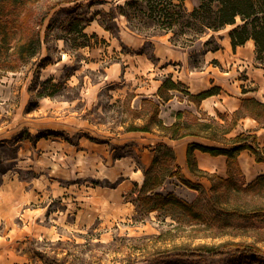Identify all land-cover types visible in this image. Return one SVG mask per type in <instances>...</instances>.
I'll return each instance as SVG.
<instances>
[{
  "label": "rangeland",
  "instance_id": "374dc122",
  "mask_svg": "<svg viewBox=\"0 0 264 264\" xmlns=\"http://www.w3.org/2000/svg\"><path fill=\"white\" fill-rule=\"evenodd\" d=\"M123 1L59 3L41 23L38 53L14 71H0V264H264V253H210L233 250L234 241L264 250V186L246 190L234 174L229 182L216 181L212 192L211 172L202 179L188 174L176 153L188 139L216 141L125 130L145 120L144 112L132 111L150 97L141 86L192 73L204 51L220 46L242 21L237 16L217 31L173 33L145 18L134 23L115 8ZM183 3L190 11L199 0ZM79 13L86 37L76 40L83 46L74 44L76 32L70 35L66 24ZM242 65L246 73L236 71L245 82L251 63L235 67ZM181 88L160 101L166 122L177 109L201 116ZM160 142L173 148L179 168L159 191L192 203L195 213L152 211L139 220L128 191L133 182L143 184Z\"/></svg>",
  "mask_w": 264,
  "mask_h": 264
},
{
  "label": "trees",
  "instance_id": "16d2710c",
  "mask_svg": "<svg viewBox=\"0 0 264 264\" xmlns=\"http://www.w3.org/2000/svg\"><path fill=\"white\" fill-rule=\"evenodd\" d=\"M40 1L42 0H0V71H14L38 53L41 47V23L50 10L59 3L87 1L92 4L115 0H54L47 4L45 10L35 8ZM115 8L123 10L122 13L134 23L145 18L157 24L162 30L173 33L191 31L197 34L208 29L218 30L235 23L236 17L239 16L242 23L229 31L232 48L251 38L254 41L256 56L260 57L264 54V0H199V4L190 11L186 9L183 0H124L122 4H115ZM80 15L81 13L76 14L75 18L66 22L70 35L76 32L70 37L77 46H83L85 43L79 40L77 42L76 39L79 36L86 37L82 31L84 24ZM46 80L50 81L51 78ZM181 86L184 93L188 94L197 104L217 89L212 87L195 95L189 94L180 81H175L171 75H167L162 79L155 95L143 97L140 108L132 110L139 114L144 112V122L131 123L125 130L151 132L173 140L193 136L216 141L218 144L212 146L194 141L188 143L186 148V165L195 177L208 174L197 166L194 154L196 149L211 155L223 154L227 157V178L215 173L208 174L212 180V192L216 190V181L229 182L234 174L239 175L237 155L241 150H249L256 161L264 160V141L259 144L254 132L244 131L227 136L239 119L245 115L264 123L263 102L255 98L242 99L241 106L233 111L230 119L226 115H220L219 120L207 115L204 111L197 110L201 115L198 116L189 109H177L173 120L166 122L159 116L160 101L169 100L172 96L169 91L178 90ZM50 94L45 93L44 95ZM155 96L160 100H156ZM178 168L173 148L164 142L156 144L152 162L144 171L143 184L138 188L136 182H133L134 186L128 191L129 201L135 207L134 217L136 219L141 220L152 211L168 213L172 210H182L189 215L195 213L192 203L178 198L171 192L164 194L159 191L165 177L178 174ZM185 183L191 184L188 181ZM263 186L264 174H261L248 182L245 189L259 192ZM230 245L234 246L233 250L210 251V253L213 255H224L228 252L254 255L264 253L261 247L252 243L234 241ZM52 263L63 264L55 260H52Z\"/></svg>",
  "mask_w": 264,
  "mask_h": 264
},
{
  "label": "crops",
  "instance_id": "0c3cea01",
  "mask_svg": "<svg viewBox=\"0 0 264 264\" xmlns=\"http://www.w3.org/2000/svg\"><path fill=\"white\" fill-rule=\"evenodd\" d=\"M230 29H228L226 36L223 37L222 42H219L220 46L204 51L199 68L190 69L192 73L189 74L182 70L180 74L175 75L185 85V89L190 94L195 95L212 87L217 88L213 94L199 101L200 109L210 115L221 113L229 116L241 106L242 99L245 98H255L264 103V61L261 60V56H256L254 41L251 38H248L243 44L232 48L229 37ZM163 56L164 58L166 57L165 55ZM167 57L168 59H174L172 55ZM181 58L182 56H180ZM238 62H242L246 66L251 63L249 68L247 67L248 79L245 82L238 78L241 76L235 67ZM140 66L145 68L148 63L142 60ZM139 68L141 69V67ZM159 83V79H155L153 84H151V88L147 90L141 86L139 91L154 96ZM242 131L254 132L259 144L263 143L264 123L259 124L254 117L245 115L240 118L232 133L235 135ZM170 140L175 141L178 139ZM190 142H194V140L188 139L185 145H179V150L176 153L180 165L185 163L188 174L190 172L186 165V148ZM194 154L199 169L227 178V157L225 155H211L198 149L194 151ZM237 163L240 170L239 175L246 183L264 174V160L256 161L254 155L247 149H243L238 153Z\"/></svg>",
  "mask_w": 264,
  "mask_h": 264
},
{
  "label": "built area",
  "instance_id": "2783aa9c",
  "mask_svg": "<svg viewBox=\"0 0 264 264\" xmlns=\"http://www.w3.org/2000/svg\"><path fill=\"white\" fill-rule=\"evenodd\" d=\"M245 68L246 67L242 65V67L238 66L236 69L238 70V72H244ZM244 73H246V72H244Z\"/></svg>",
  "mask_w": 264,
  "mask_h": 264
},
{
  "label": "bare ground",
  "instance_id": "6f19581e",
  "mask_svg": "<svg viewBox=\"0 0 264 264\" xmlns=\"http://www.w3.org/2000/svg\"><path fill=\"white\" fill-rule=\"evenodd\" d=\"M130 172H132V173H134V174H135V173H140V172H139V170H137V172H136V171H133V170H131Z\"/></svg>",
  "mask_w": 264,
  "mask_h": 264
}]
</instances>
